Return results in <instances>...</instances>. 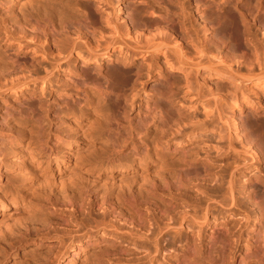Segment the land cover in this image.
Instances as JSON below:
<instances>
[{"label":"rangeland","instance_id":"1","mask_svg":"<svg viewBox=\"0 0 264 264\" xmlns=\"http://www.w3.org/2000/svg\"><path fill=\"white\" fill-rule=\"evenodd\" d=\"M62 1L65 11L59 7L60 12H72L75 6L79 10L87 9L95 19L97 17L98 24L101 23L105 29L108 27L103 33H97L94 46L104 44L114 36L113 25L105 19L102 21L103 15H107L104 11L106 7L98 12L94 5L100 1ZM143 1L145 4H139ZM143 1L114 0L113 5L116 11L123 8L122 13L117 14L126 20L137 18L136 10L144 5L154 7L157 14L167 17V20L178 18L190 32V38L178 44L185 48L187 58H199L202 43H197V38H205L202 25L205 18L202 12L204 6L210 5V0ZM112 8L109 10L110 14L114 13V16L111 14L113 22L118 23ZM19 9L13 0H0V74L4 68L15 64L17 56L21 57L16 62L23 66L22 70L25 69L23 73L7 80L2 74L0 79V264H47L63 245L66 246L65 252L53 264H178L181 258L187 257L186 236L192 233L202 254L199 251L198 256L191 261L210 264L212 260L204 258V251L208 244V234L216 224L223 225L219 228L221 230H230L229 236H222V241L231 240L232 243L225 253V264H239L243 255L254 248L251 236L259 220L255 209L246 202L242 187L249 177L261 173L260 167L238 171L237 208L221 207L218 203L227 187L223 179L228 176L235 162L242 161L228 148L229 140L238 149L242 148L239 145L242 129L235 128L233 118L241 115L245 124L241 120L240 126L249 125V129L264 131V99H261V105L257 103V92L261 91L264 80L258 84L257 80L246 79L242 83L235 77L210 69L201 68L196 73L190 66H183L182 71L171 72L160 53L159 58L148 52L131 54L132 49L127 46L132 45L134 39L127 38L130 43L133 39L132 44L127 41L124 47L116 46L107 56H101L99 61L94 59L84 67V83L82 77L79 78L81 72L77 70L83 64L81 59L74 63L62 58V61H55L56 55L50 57L53 58L52 63L55 65L57 62L58 66L52 71L47 59L44 61L42 51L39 52V47L35 50L31 41H20L19 35L13 34L10 21ZM171 50H174V56L179 57L175 47H171ZM30 57L42 59L41 68H44L38 76L32 78L45 77L51 71L52 74L46 80L38 79L12 88L13 80L29 76L24 63H31L33 59ZM93 67L101 70L100 76L109 72L123 86L125 95L120 96L116 102L101 97L103 80H94ZM217 81L221 84L220 90L216 87ZM253 88L255 91H252ZM211 92L219 93V104L222 105L224 120L228 125L217 118L213 102L211 105L206 104V101H212L214 97ZM153 100L160 103L162 116L169 112V118L182 117L178 125L166 128L167 135L172 139L171 145L179 147L177 152H173L172 146L169 149L160 147L158 155L152 149V158L146 159L143 147L144 125L137 116L142 114L144 105ZM237 100L240 107H236ZM248 109L255 110L258 116L249 114L251 112L248 113ZM37 114L40 115V121H37ZM257 121L261 123V129L256 126ZM145 122L149 126L153 125L149 124V117ZM40 124L44 126L43 132L40 131ZM12 132L15 134L13 138L10 137ZM46 144L49 149H53L54 156L48 157L42 150ZM134 147L139 149L140 157L134 155ZM186 160H191L194 165L205 161L214 170L212 181L206 186L188 181L194 179L195 173L186 166ZM94 165L99 167L94 168ZM180 171L189 173L190 179L179 181ZM165 175H168L173 185L164 189V194H182L177 198L179 209H166L165 215L161 216L151 204L143 200L138 204L145 214L141 227L125 224L112 215L106 218V226L95 227L92 218L100 219L99 215L103 213L98 209L91 216H74L70 214L73 210L65 209L62 213L68 216L69 225H64L61 214H43L35 205L28 209L30 204L23 205L13 199L18 193L27 198L51 191L62 196L73 188L81 192L88 188L91 195H110L113 200L118 193H126L131 189L142 194V198L149 182ZM207 203L218 206L210 215L209 226L185 221L180 234L165 231L167 224L174 226L180 222L182 213L199 216ZM46 220L51 221V227L45 225ZM110 222L116 226L119 234L107 228L112 224ZM25 224H40L41 230L32 229L21 234ZM70 237H74L73 240ZM112 241L117 245L113 246ZM11 243L15 244V248L9 251L7 249ZM121 248L124 252L120 251ZM73 253H77L74 258ZM221 255L222 250L218 245L214 248L213 256L218 260ZM245 264L264 263H260L257 256L251 255Z\"/></svg>","mask_w":264,"mask_h":264},{"label":"bare ground","instance_id":"2","mask_svg":"<svg viewBox=\"0 0 264 264\" xmlns=\"http://www.w3.org/2000/svg\"><path fill=\"white\" fill-rule=\"evenodd\" d=\"M94 1H100V3L94 4L98 12H101V10L106 7L104 11L107 13V15L103 13L104 15L102 17V21L105 19L106 22H109V24L113 25L114 30V36L110 40H106L104 44H100L97 47L94 46L97 33H103L102 31H106L108 27L105 29V26H101V23L98 24L99 21H97V17L95 19L93 17L94 15L92 16V13L90 14L89 9L88 12L87 9L79 10L76 8L77 6H75V8L72 7V12H64L65 9L62 8V0H13V2L20 7V9L19 12L15 13V16L12 17V22L10 21V23L13 24L12 30L14 33L12 31L11 32L14 35L18 34L20 41H31L35 46L33 47L35 50L36 47H39V52L41 53L42 51L43 59L44 61L47 59L46 62H49L52 71L56 70L55 68L58 66H56L57 62H55V65L52 63L53 58L50 59V57H54L56 55L55 61H62V59H66L70 60V62L73 61L74 63L76 60L81 59L83 64L77 69L79 73L81 72L82 74V76L79 77H82L81 81L86 79L82 73L86 65L91 63V61L94 59L99 61L100 57L103 55L107 56L108 53H111L116 46L124 47V44H128L127 41H129L130 38L134 39V43L132 44V39L131 43L129 41V44L132 45L127 46L132 49L131 54L134 55L136 52L139 54L148 52L152 56L155 55L156 58H159L160 53V55L162 54L164 56L166 65L171 72L182 71L183 66H190L196 73L201 68L210 69L225 76L229 75L232 78L235 77L237 81L242 83H244L246 79H253L254 81L257 80L258 84H260V80H264V0H210V5L204 6V10L202 12L204 18L206 19L205 20L202 17V19H204L202 25L203 31H205L206 34L205 38L202 40L197 38L198 41L196 39L197 43H202L200 46L201 48L199 47L201 49V52H199L200 57H197V59L190 57L187 58V55L184 54L185 48L178 44L180 42L184 43L188 38H190V32L185 27L184 23L178 18H171L167 20V17L157 14L154 7L144 5L142 8H138L136 10L137 12L135 16H137V18L126 20V18L118 16L117 13L121 14L123 8L120 7V9L116 11V8L113 5L114 0ZM119 1L123 2L124 0ZM136 1L142 2L143 0ZM139 4H145V2L143 1ZM59 7H61L64 11L61 10L60 12ZM111 8L117 16L116 19L118 23L113 22L114 20L112 15L114 13L111 11L113 14H110L109 9ZM146 14L149 16L147 17L148 19L145 18ZM120 21H123L122 24L119 23ZM31 42L29 43L30 45L32 44ZM171 47H175L178 50L179 57L173 55L174 50H171ZM37 51H35V54ZM20 57L21 56H19V58ZM19 58L18 56L17 59L14 58V60L16 59L14 61L15 64L13 65L12 63L11 67L7 66L9 67L8 69L6 67L3 69L4 71H1V73L4 74V77L2 74H0V79L3 77L5 80H7V78L9 79V77L13 75L23 73L25 69L22 70L23 66H20V64L16 62L20 61L18 60ZM30 58L33 59L30 60V65L24 63L26 64L24 66L27 67L26 72H28L29 76L26 75L24 77L18 78V80H13L14 82L11 85L12 88H16L20 84L23 85L38 79L46 80L49 75L52 74L51 71L48 72L45 77H41L42 79L40 76L32 78L38 76L39 72H41V70L44 68H41L43 67L42 59L39 60L32 57ZM10 61L12 60L10 59ZM108 61L109 60L106 62ZM47 71L48 70H46V72ZM243 71H246V73H243ZM92 72L94 73V80L96 79L97 81L100 78L103 80V88L101 87L100 89L101 97L109 100L114 99L113 101L116 102V100H119L120 96L123 97L125 95L123 94V86L120 85L117 79L108 74L109 72H104V75L100 76V73L102 72L96 67L92 68ZM218 80L221 79L218 78ZM262 83L263 84L260 88L261 91L257 92V100L259 101L257 103H260L258 105H261V99H264V82ZM216 85L218 89L219 86H221L219 81H217ZM252 91H255V89ZM214 92H211V94L214 95L212 101L209 99L206 101V104L211 105L213 102L215 107L214 111L217 114V118L225 125H228V122L224 120L222 105L219 104V93L213 94ZM246 100L244 99V101ZM235 104L236 107L240 105L238 100L235 101ZM251 107L256 110L255 106L251 105ZM206 109L207 108L205 107V110ZM253 109L252 111L248 109V113L251 112L249 114H253L255 117L258 116V114H255V110L253 111ZM167 113L165 116H162L160 103L156 100H153L145 104L142 114L137 116L139 121H142L144 125L145 144H143V147L145 151L144 157L146 159L152 158V149L154 150L155 154L158 155L160 152V147L169 149L172 146V139L167 135L166 128H173L178 125L182 117L179 116V119L169 118L168 116H170V114L167 115ZM36 116L37 121H40V115L37 114ZM147 117L151 119L149 124L153 123V125L149 126L148 123L146 124L145 121ZM242 117L243 116L241 115H236V117L233 118L235 128L242 129L243 134L239 136V145H241L242 148L238 149L231 140L228 142L229 150L235 152L236 157L242 161L235 162L228 176L223 179V182H227V187L225 188L222 199L218 204L221 207L237 208L238 200L236 199V184L238 179V171L242 169L246 170L254 166H257L258 168L260 167L259 170H261V173L257 174L256 176L249 177L247 180H245L246 183L242 187V191L245 193L246 202L250 205V207L255 209L259 220L258 224L256 225V230L251 236V244L254 245V248L251 249L250 253L246 252L243 255L242 259L239 261V264H245L246 260L251 255L257 256L259 262L264 263V131L249 129V125H246L247 127L245 125L240 126L241 122L244 120V117ZM262 117H264V112L262 113ZM260 122L257 121V125L255 124L259 129L262 128ZM242 124H245L244 121ZM5 127L7 128V126ZM116 128L117 127H115V129ZM40 131H44V126L42 124H40ZM14 135L15 134L12 132L10 137L13 138ZM115 135L117 134L115 133ZM65 143H63V145ZM75 146L78 147V143H76ZM178 147L179 145L172 146L173 152H177ZM42 150L48 155V157L54 156L53 149H49L47 144L46 146L42 147ZM132 151L135 156L140 157L141 154L137 147H134ZM185 162L186 166L193 169L195 173L194 179L188 180L190 179L189 173L180 171L178 173L179 181L188 180L192 181V183L199 182L203 183L204 186L212 181L213 169H211V167L208 166L205 161L202 160L199 165H194L191 160H186ZM98 167L99 165H96V167L94 165V168ZM171 185L173 184L170 178L168 175H165L151 180L145 187L142 198V194L139 195L140 193L137 194L131 189H128L126 193L125 191L121 192L122 194L118 193L115 200H113L110 195H91V192L88 188H84L82 192L78 190L79 193L77 189L75 190V188H73L62 196H57L53 191L49 193H42V195L38 197L31 196L28 198L22 194L20 196L18 193L13 199L16 202L22 203L23 205L30 204L28 209H30L29 207H31V205H35V207L43 211V214H46L47 212H51L53 215L61 214V221L64 225H69L68 216L63 215L62 213L65 211V209L73 210V212L70 214L74 216L76 214L78 216H86L85 214L91 216L93 211L98 209V211H103V213L99 215L101 216L100 219L92 218V222L95 227L106 226V218L110 215H112L115 219L124 222L125 224L134 227H141L144 223L145 214L138 204H140L143 200H145L148 204H151L161 216L165 215L166 209H179L177 198L182 194H174L175 196L171 194H169L171 196H166L164 194V189H167ZM145 194L148 196V198H146L147 196L145 197ZM138 196H140L141 199ZM217 208V205L213 206L210 203H207L205 208L201 211L202 214L199 216L190 215L188 212L182 213L180 222L174 226L167 224L165 231H173L176 235H178V233L180 234V231L183 229L185 221L194 222L200 224L201 226H209L210 215L213 210ZM238 210L242 211L241 209ZM44 223H46L45 225L47 227H51V221L46 220ZM39 225L40 224L31 226L25 224L24 228L22 229L24 231H21V234H24V232H28L32 229L37 231L41 230V225ZM222 226L217 224L214 227L212 226L211 232L208 234V244L206 245L204 251V258H208V261L209 259L212 260L210 264H225L227 262L225 253L227 252V248L232 246V243L231 240L222 241L223 235H230V230L219 229ZM42 228L46 227L43 226ZM107 228L115 230V232L119 234V230L113 223ZM73 238L74 237H70V240H73ZM195 240L196 238L194 233L186 236L187 245L185 250L187 257L181 258L178 264H199L198 260L191 261V259H194L198 256L199 251L200 254H202L201 250L197 247ZM112 245L116 246L117 244L112 241ZM218 245L221 247L222 255L217 260L213 256V251ZM13 248H15V244L11 243V246H9L7 250L11 251ZM65 248L66 246L63 245V247L58 249L59 251H57L55 255L50 258V263H48L53 264L56 261L58 262L60 255L65 252ZM120 251L124 252V249L121 248ZM76 255L77 253H73V258ZM41 264L46 263L43 262ZM99 264H102V262H99Z\"/></svg>","mask_w":264,"mask_h":264}]
</instances>
